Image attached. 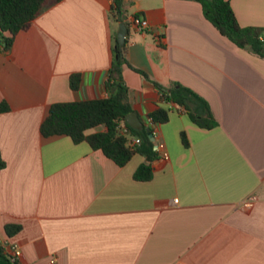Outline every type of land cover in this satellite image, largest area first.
<instances>
[{"label":"crops","instance_id":"obj_1","mask_svg":"<svg viewBox=\"0 0 264 264\" xmlns=\"http://www.w3.org/2000/svg\"><path fill=\"white\" fill-rule=\"evenodd\" d=\"M229 2L241 26L264 27V0ZM110 4L47 0L9 49L0 44L4 253L17 246L19 264H264V57L222 36L199 2L124 0L132 111L147 127L152 111L170 109L166 123L152 126L169 157L152 161L150 180L133 177L140 154L118 166L85 141L41 133L51 104L109 95L118 30ZM133 15L148 28L136 31ZM135 69L163 87L194 90L218 126L193 123ZM8 224L20 228L8 235Z\"/></svg>","mask_w":264,"mask_h":264},{"label":"trees","instance_id":"obj_2","mask_svg":"<svg viewBox=\"0 0 264 264\" xmlns=\"http://www.w3.org/2000/svg\"><path fill=\"white\" fill-rule=\"evenodd\" d=\"M201 4L204 17L216 30L237 47L246 49L260 57H264V27L241 26L234 14L229 0H194ZM47 0H0V44L4 50L12 45L15 35L27 29L32 20L39 14ZM109 16L115 23L126 22L124 0H111ZM117 32L112 36L111 62L107 71L105 87L109 95L105 98L91 100L56 102L50 105L48 114L43 120L40 131L43 136L67 135L74 143L87 142L92 149L101 150L118 166L125 165L134 154L144 156L145 161L135 170L133 177L139 181L152 178V161L159 158L154 150L146 129H135L125 121V116L132 112L128 99V87L124 81L123 69L130 66L126 58V45L117 41ZM138 73L150 80L158 89L162 99L182 109L190 120L201 128L213 129L218 121L209 103L194 90L178 82L163 87L149 78L140 69ZM80 74L69 77L72 90L80 85ZM8 110L5 102L0 104V112ZM169 108L159 107L149 114L154 124L166 123L169 119ZM124 123L130 134L140 138L138 145L131 146L129 138L119 133L118 125ZM102 128V129H101ZM90 130H94L89 132ZM151 130V129H150ZM184 146L188 145L185 134L180 133ZM0 157V168L3 167ZM18 225L8 224L5 229L8 235L19 230ZM0 264H19L10 260L0 247Z\"/></svg>","mask_w":264,"mask_h":264},{"label":"built area","instance_id":"obj_3","mask_svg":"<svg viewBox=\"0 0 264 264\" xmlns=\"http://www.w3.org/2000/svg\"><path fill=\"white\" fill-rule=\"evenodd\" d=\"M130 24L131 26L136 30V31H144L148 28V20L141 16V15H133L131 18H130ZM155 125L153 122H152V119L150 117L147 118V127L149 129H151L152 133H153V136L155 137V133L154 131L152 130V126ZM118 129H119V133L121 135H124V136H127L129 138V144L131 146L133 145H138L140 143V138L137 137V136H133L130 134V130L129 128L124 124V123H120L118 125ZM154 142V150H156L159 154V157L161 159H168V152L165 148V144L160 141V140H157L155 138V140L153 141ZM247 204H251L250 202H247ZM0 247L2 249L3 248V243L0 242ZM21 255V252L20 250L17 248V246L15 245H12L8 251V256L10 258V260L12 261H18V258L20 257ZM49 264H55L54 260H50V263Z\"/></svg>","mask_w":264,"mask_h":264},{"label":"water","instance_id":"obj_4","mask_svg":"<svg viewBox=\"0 0 264 264\" xmlns=\"http://www.w3.org/2000/svg\"><path fill=\"white\" fill-rule=\"evenodd\" d=\"M127 33H128V28L125 22L124 21L119 22L116 35H117V41L121 46L125 45ZM125 121L132 128L140 129L143 127V122L140 120L137 112L135 111H132L129 114H127L125 116ZM146 131L149 139L153 142L155 140V137L153 136L152 131L149 128H147Z\"/></svg>","mask_w":264,"mask_h":264}]
</instances>
